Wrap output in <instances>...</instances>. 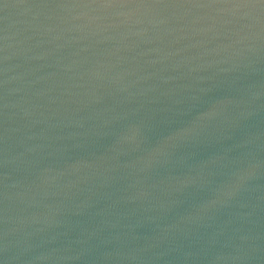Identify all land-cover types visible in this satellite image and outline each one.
I'll use <instances>...</instances> for the list:
<instances>
[{
  "label": "water",
  "instance_id": "obj_1",
  "mask_svg": "<svg viewBox=\"0 0 264 264\" xmlns=\"http://www.w3.org/2000/svg\"><path fill=\"white\" fill-rule=\"evenodd\" d=\"M0 264H264V0H0Z\"/></svg>",
  "mask_w": 264,
  "mask_h": 264
}]
</instances>
